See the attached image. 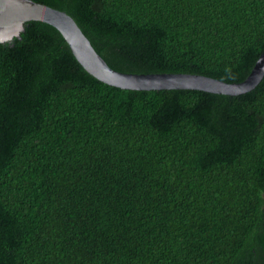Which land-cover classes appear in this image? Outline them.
Instances as JSON below:
<instances>
[{
	"label": "trees",
	"instance_id": "obj_1",
	"mask_svg": "<svg viewBox=\"0 0 264 264\" xmlns=\"http://www.w3.org/2000/svg\"><path fill=\"white\" fill-rule=\"evenodd\" d=\"M33 1L121 72L240 82L264 49V0ZM0 264H264V77L121 89L26 22L0 43Z\"/></svg>",
	"mask_w": 264,
	"mask_h": 264
},
{
	"label": "water",
	"instance_id": "obj_2",
	"mask_svg": "<svg viewBox=\"0 0 264 264\" xmlns=\"http://www.w3.org/2000/svg\"><path fill=\"white\" fill-rule=\"evenodd\" d=\"M55 27L81 66L98 80L121 89H192L238 95L254 89L264 77V49L240 82H225L196 73H129L111 68L94 49L76 21L64 10L33 0H0V43L20 37L28 21Z\"/></svg>",
	"mask_w": 264,
	"mask_h": 264
}]
</instances>
